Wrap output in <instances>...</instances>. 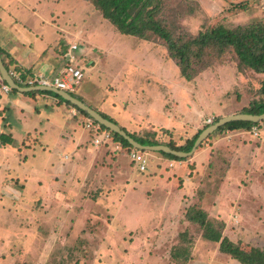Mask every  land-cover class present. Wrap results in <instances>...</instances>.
<instances>
[{"label": "rangeland", "instance_id": "374dc122", "mask_svg": "<svg viewBox=\"0 0 264 264\" xmlns=\"http://www.w3.org/2000/svg\"><path fill=\"white\" fill-rule=\"evenodd\" d=\"M73 7L68 26L77 30L79 50L85 51L87 43L113 44L107 53L96 51L100 58L105 54L108 58L91 63L93 69L86 63L90 75L97 71L102 76L100 86L89 85L86 73L73 95L79 96L83 89L94 98H104L113 89L108 81L113 85L119 73L115 83L122 78L135 85L139 98H149L153 105L161 98L165 109L184 121V132L171 136L176 145L189 139L188 127L195 126L198 132L219 117L238 113L263 93L264 73L241 71L231 51L187 81L161 40L120 34L106 20L99 24L100 14L92 5L88 14L85 5ZM64 14L57 23L66 21L71 11ZM162 16L175 34L194 36L216 24L234 27L264 21V0H163ZM64 109V103H53L42 111L64 123L69 120ZM9 113L16 116L11 123L18 141L0 143V264H240L220 253L218 243L203 239L199 226L185 219V209L192 204L202 207L208 218L222 221L223 235L240 247L264 250V121L248 130H215L197 146L203 149L201 159L184 158L189 173L174 174V184H156L163 172L150 152L143 151L146 172L135 170L127 159L138 183L128 194L125 187L119 189L120 195L112 199L115 183L103 182L105 169L101 174L97 166L87 168L75 180L70 179V166L53 173L57 168L49 162L56 163L61 150L70 151L58 143V131L37 137L27 134L16 108ZM5 118L0 114V134L8 135L1 128ZM155 120L162 118L155 114ZM128 131L141 135L146 130ZM95 174L100 176L95 179ZM181 246L188 249V259L181 255L172 260L170 254Z\"/></svg>", "mask_w": 264, "mask_h": 264}, {"label": "crops", "instance_id": "0c3cea01", "mask_svg": "<svg viewBox=\"0 0 264 264\" xmlns=\"http://www.w3.org/2000/svg\"><path fill=\"white\" fill-rule=\"evenodd\" d=\"M77 3L85 5V14L93 12L90 10V4L85 0H0V51L2 52L3 62L9 64V69L7 70H13L16 67L23 71L26 74L25 77H21L16 72L22 80L34 75H42L48 78L55 76L63 70L67 62L65 55L67 51L70 52L77 64L83 67L86 65L85 68H88L87 64H94L96 61L99 63L102 59L108 58V54L104 55L105 58H100L96 51L102 50L107 53L113 44L106 43L102 45L99 42L100 44L96 43L97 45L90 46L87 43L85 51H82L79 50L78 43H75V36H79L77 30L75 31V27L68 26V21L73 19V13L75 12L73 6ZM69 10L71 14L66 16L68 17L67 20L57 23L58 16H64V12L67 13ZM99 17V24H101L105 20L101 16ZM30 18L33 21L29 25V23H26V20ZM72 44L76 45V49L69 50V46ZM86 56H89V60H86ZM90 67L93 69L91 65ZM90 69H85L90 79L89 85L94 87L100 86L102 76H98L99 73L97 71L94 75H90ZM101 71L103 72V80H105L107 76L105 67L101 68ZM116 74L118 76L113 77V85L108 81L110 87L113 88L112 93H107L104 98H98L96 97L97 95L94 98V95H90L87 90L83 89L79 90V96L74 97L83 101L101 115L104 114L110 117L120 127L126 128V131L141 127L145 130L162 132L160 135L159 133L156 134V137L164 142L171 141L172 135L184 132V121L173 110L165 109L166 107L161 104V98L156 99V105L149 103V98H139V95L135 92V85H127V83L122 82V78L120 79V83H115L120 76L119 73ZM122 87L125 88L124 93H122L124 96L120 92ZM27 92L30 91H18L14 89L3 91L0 87V114H2V117H6L4 119L5 124L1 128L8 130V135L14 141H18L14 136L15 134H13L11 123L16 116L13 117L9 113L16 108L18 117L21 115L19 119L25 128V133L33 134L37 137L43 136L49 131L57 130L59 136L58 143L62 144V147L66 145L70 151L61 150V153L58 155L59 159L56 160L57 162H49L53 166L52 168H57L53 170V173L58 172L60 169L62 171L64 166H70L73 168L69 175L70 179L75 180L78 177L77 174H85L87 168L97 166L100 170L98 172L101 174V169H105L103 172L108 175H104L103 182L110 186L112 183H115L113 189L116 194L109 196L112 199L120 195L119 189L125 187L129 191L126 193L128 194L136 187L138 182L134 181L133 173L129 170V167L132 168L133 166L137 171L146 172L148 164L146 152H150L153 162L159 165V170L163 172V179L157 178V181L155 180L156 184L159 182L161 185H165V182L174 184L177 181L176 176L184 177L185 174L189 173L185 161L171 160L156 151L142 152L145 159V169L139 170L130 160V151L126 146L112 139L109 132V136L105 137V132L107 131L100 127L97 130L87 127L86 124L91 121L90 118L51 95L28 94ZM127 94H129V98H123ZM131 96L132 98H130ZM53 103H64L66 107L64 109L66 110L65 115L69 118L68 121L61 123L58 119L51 118L47 112L42 111L49 109V105ZM24 111H26V115L23 114ZM155 114H159V118H162V120L156 121ZM33 117L35 118L34 121H32ZM188 128L192 132L189 137L190 139L197 133L195 131L197 127L191 126ZM95 139L98 140V143L94 142ZM37 142L40 143L39 140ZM43 144L45 145L46 143ZM198 149H195L191 154L194 160L201 159L204 156L202 154L203 149ZM127 159L132 166L128 164ZM107 168L110 169L109 172ZM111 174L114 175L110 177ZM174 174L176 176H173ZM97 176H100V174H95V179H97ZM111 178H113V181ZM155 181H150V183L153 185ZM187 181L188 178H185V181L182 183L186 184Z\"/></svg>", "mask_w": 264, "mask_h": 264}, {"label": "trees", "instance_id": "16d2710c", "mask_svg": "<svg viewBox=\"0 0 264 264\" xmlns=\"http://www.w3.org/2000/svg\"><path fill=\"white\" fill-rule=\"evenodd\" d=\"M85 1L92 5L93 9L120 34L130 35L144 41L161 40L165 44L167 56L178 67L180 76L187 81L192 80L199 72L210 66L212 60L220 59L228 51L234 54L237 66L241 71L251 70L255 73H264V21L249 22L234 27L216 24L203 31H199L194 36H185L183 31L179 35L175 34L174 30L170 28V25L162 16L163 0ZM1 55L2 52L0 51ZM1 59L3 61L2 56ZM4 65L9 69L7 62ZM13 70L19 73L21 77L26 76L23 71L16 67ZM262 91L263 93L259 98L250 102L248 106L242 108L238 113H264V86ZM27 93L51 95L93 120L85 111L78 109L51 91H30ZM71 95L75 96L72 93ZM102 115L114 122L110 117L104 114ZM262 121L255 123L249 121H230L217 130L219 132L224 130H248L252 126H258ZM208 125H205L204 128ZM99 127L109 132L112 139L126 146L129 151L132 149L141 152L144 151L133 148L122 136L108 130L104 126L99 125ZM122 129L125 130L124 128ZM200 131L183 145H176L172 141L164 142L156 137L153 130H146L141 135L126 132L141 145L164 144L172 149L187 152L192 147ZM0 143L3 145H13L14 139L9 135L0 134ZM158 153L171 160H184V158H179L172 154L164 152ZM207 215V212L198 204L187 206L184 212V217L188 222L195 223L199 226L203 239L218 243V251L220 253L228 255L240 264H264V250L254 246L247 249L240 247L238 243L233 242L223 235L224 223L222 221L212 220ZM187 250V248L181 246V249L177 251L175 249L170 254V257L176 261L179 259L178 257L184 255L183 260L186 261L188 259Z\"/></svg>", "mask_w": 264, "mask_h": 264}, {"label": "water", "instance_id": "95a60500", "mask_svg": "<svg viewBox=\"0 0 264 264\" xmlns=\"http://www.w3.org/2000/svg\"><path fill=\"white\" fill-rule=\"evenodd\" d=\"M0 76L2 80L11 88L18 91H51L57 94L61 99L68 101L75 107L80 110L85 111L97 124L104 126L108 130L122 136L133 148L144 150V151H156V152H164L168 154H172L179 158H185L190 156L197 146L205 139L209 134L217 130L219 127L230 121H249V122H258L264 120V113L262 114H249V113H236V114H228L222 116L217 121L208 125L204 129H202L197 135L196 139L193 142L192 147L189 151L184 152L180 150H175L170 148L164 144L157 145H141L136 140H134L131 136L127 134L125 130H123L118 124L115 122L105 118L99 112L94 110L93 108L86 105L83 101L78 98L72 96L70 93H67L63 90L57 89L55 87L49 86H20L18 85L9 75L7 68L5 67L1 56H0Z\"/></svg>", "mask_w": 264, "mask_h": 264}, {"label": "built area", "instance_id": "2783aa9c", "mask_svg": "<svg viewBox=\"0 0 264 264\" xmlns=\"http://www.w3.org/2000/svg\"><path fill=\"white\" fill-rule=\"evenodd\" d=\"M76 49V45L72 44L69 46V50ZM67 62L61 72L53 77H44L42 75H34L22 80L15 71L8 70L11 78L18 84L22 86H49L55 87L57 89L63 90L67 93H73L80 85L82 79L85 77V68L80 64H77L73 59L69 51L66 52ZM0 87L3 91H9L11 88L2 80L0 76ZM87 127L93 130H97L99 124L95 123L93 120L87 122ZM108 132H105V137H108ZM98 143V140H94ZM130 160L139 168V170L145 169V159L143 153L138 150H131L129 152Z\"/></svg>", "mask_w": 264, "mask_h": 264}]
</instances>
